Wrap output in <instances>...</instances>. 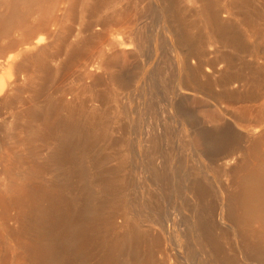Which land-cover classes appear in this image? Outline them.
Here are the masks:
<instances>
[{
  "label": "bare ground",
  "instance_id": "bare-ground-1",
  "mask_svg": "<svg viewBox=\"0 0 264 264\" xmlns=\"http://www.w3.org/2000/svg\"><path fill=\"white\" fill-rule=\"evenodd\" d=\"M47 1L52 0H0V7L3 8L0 9V39L4 38H2L4 42L0 44V69H5V64L10 65L14 73L8 74L9 78L18 81V84L12 86L11 94H4L5 97H1L0 102V121L6 125L5 129L3 125L2 128L0 127L2 129H0L2 132L0 133V176H2L0 177V264H7V246H10L11 250L8 264H167L163 261L164 258H161L162 255L168 261L171 257L166 249L162 250V241L159 240L161 237L155 235L149 237L151 235L149 227L153 228L156 221L148 223L145 213L143 215L146 220L144 219L143 223L138 221L139 217L134 209L138 210L143 205L139 204L140 207L138 205L137 209L133 200L134 205L129 203L131 200L128 202L130 196L126 194L125 185L131 182L125 179L128 177H125L127 174L123 171L130 163L129 155L123 151L124 149L115 148L114 143L117 141L113 140L115 142L112 144L110 137L112 130L115 129L111 130V125L114 121L115 123L116 120L119 121L118 117L122 115L119 102L117 103L119 107L115 103L118 93L122 97L121 92L123 88H128L126 86L131 76L124 77L123 71L122 75H116L114 71L117 68H114V71L112 70L114 73L108 75L104 81L103 77L97 74L101 72L107 75L112 67L119 66L115 64L120 60V48H123L127 54L141 56L145 44L144 37L148 32L135 20L141 15L143 9L140 11L139 7L144 2L143 0H65V3L67 2V5L64 3L65 7L61 5L62 3L60 5L63 7L59 5L60 13L63 8V14L57 16L53 13L51 3L55 5L54 11H58L56 7L60 0H55L58 1L57 3L49 2L50 5L45 3ZM149 1L152 2L158 15L159 27H157L164 35L167 48L180 63V69H177L178 78L173 87L175 100L181 101L185 95L193 93H205L211 98L226 102L219 107L224 114L229 115L228 117L231 116L228 112L231 110L227 104H245L242 112L248 114L249 121L250 105L257 107L262 114L258 118H261L259 121L255 118L254 124L252 122L249 124L247 117L238 112L240 117L236 118L235 115H238L232 112L235 119L230 117L232 120L226 121L229 126L231 122L241 126L248 140L245 148H241L235 140L220 138L221 141H215L211 135L214 133L209 134L207 130H204L207 133H203V130L200 132L203 133L201 139L206 151L202 154L197 153L198 159L204 157L205 162L202 163L205 169L213 173L214 179L217 175L223 176L231 185V190L227 183L229 190L226 186H221L222 183L218 188L220 204L217 208V220L225 225L224 227H218L213 219L216 213L212 205H208V184L205 186L200 182L201 179L199 181L196 177L200 169H191L186 176L183 173L185 177L181 175L183 181L180 186L178 181H174L176 180L174 176L170 181L171 179L169 180L163 171L154 169L155 167L149 171L152 185L156 190L164 193L171 185L169 182H172V185L173 181L178 182V185L172 188V191L170 187L169 191L176 197L184 193L183 195L190 200L183 202V208L188 213L186 220L184 219L186 234L183 232L185 234L182 242L185 249L182 252L183 262L192 264V260L196 259V264H264V91L259 85L252 90L246 91V89L245 92L235 91L234 86L236 89L248 88L246 78L250 74L246 78H242L244 73L242 76H237L241 75L247 66H244L245 69H240L242 70L240 74L235 75L236 72L233 71L234 54L247 53L255 61L264 58L261 55L263 49L261 51L259 47L261 32L248 28L249 24L252 27L256 22L264 21V17L258 16L259 10L256 12L258 15L250 14L248 9L250 4H253L249 2L251 0ZM188 4L193 9L187 8ZM47 6L52 7L50 11ZM34 8L35 11L38 9L40 17L30 15L32 11L34 13ZM253 10L255 11V8ZM27 15L31 16L28 19L33 16L37 19L34 24L31 23L32 29L33 26L37 29L34 31L37 32L36 36L26 35L32 38L30 43L33 51L30 52L26 51L29 50L27 47L30 44L27 45L26 42L29 38L20 41L26 38H22L25 27L27 30L31 27L25 18ZM65 17L71 19H68L69 21L78 17L79 22L76 24L78 26L73 27L74 21L71 22L74 25L71 23L63 25L62 21ZM21 19L23 22H19ZM53 21V27L49 28L51 27L49 23ZM18 23H21V26L22 23L25 25L24 28L22 27L24 29L22 32V28L16 26ZM13 25L21 28L18 30L22 35L17 33V36L21 37L19 40L17 36V38L12 37L13 32L10 31L17 29ZM235 25L245 26L244 36L243 31L238 27L240 34ZM12 27L14 28L11 29ZM27 32L29 33V30ZM27 32L25 34H28ZM151 32L153 31L151 30L148 36L155 46L157 38H154ZM246 39L249 41L248 45L244 42ZM146 40L149 41L148 37ZM23 43L24 48H19L16 54L8 53V51L11 53L12 49L16 51L14 48L17 46L23 47L21 46ZM5 51L8 53L6 56L3 55ZM58 59L59 64L56 62ZM239 60L241 61L240 58ZM53 61L54 66H52ZM157 66L155 70L159 72ZM5 72L3 70L4 75L1 79L7 80V70ZM19 73L21 75L18 80L15 77ZM257 76L256 79H260V76ZM87 79L90 80L89 83ZM153 82L151 80L148 84L150 89L156 88ZM169 82L167 81V84ZM250 82L254 83L251 80ZM3 86L1 85L0 92ZM211 88L215 90L218 88L219 93H213ZM120 89L123 90L118 92ZM231 89L234 91H230ZM148 98L150 100L149 96ZM110 102L114 103L113 106L117 109H121L116 114L114 112L115 115L113 111L117 109H110ZM109 105L110 110L107 108ZM149 105L152 110L156 109L152 104ZM111 110L114 116L109 114ZM175 110L177 111V107ZM124 135L128 136L126 133ZM152 137L147 138L145 144L150 146L151 153L155 154L157 137L154 136L156 139ZM160 138L162 139V136ZM159 146L161 147V143ZM167 157L169 158V155ZM232 163H235L234 167L229 168ZM145 196L147 201L143 204L151 210L154 209L157 215L159 204H156L155 197ZM10 220L13 221V226L10 225ZM144 221L148 224H144ZM159 229L164 232L163 226H159ZM177 255L180 257V254ZM177 255L173 257L175 263L172 264H181Z\"/></svg>",
  "mask_w": 264,
  "mask_h": 264
},
{
  "label": "rangeland",
  "instance_id": "rangeland-1",
  "mask_svg": "<svg viewBox=\"0 0 264 264\" xmlns=\"http://www.w3.org/2000/svg\"><path fill=\"white\" fill-rule=\"evenodd\" d=\"M52 1H54V2H56L55 0H52ZM51 1V2H52ZM59 1V0H58ZM57 1V2H58ZM61 1V2H60ZM58 3H57V7H56V9L58 8L59 10V13H58V11L56 12V11H54L55 10V5L53 6V2L51 3L50 1V3H51V5H52V7H53V13H56V15L57 14H59V15H62L63 14V8H62V13H60V8H59V5L61 4V5H63L64 7L67 5V2L65 3V0H60ZM147 1V2H146ZM252 1H255V3L254 2H252ZM48 2V1H47ZM45 2L46 4H49L50 5V3L48 2ZM142 2H144V3H141V5H140V7H139V9H140V11L142 10V13L140 12V14L141 15H139L138 17H136L137 19L135 20V22L137 23V21H138V24L140 23V24H142V26H144V28H145V30H147V36L146 37H144V45H143V48H145V49H143L142 48V54H141V56L139 57V56H136V54H127L126 52H124L123 51V48H120V50L121 51H119V58H120V60H118V63L117 64H115V65H119L118 67H112V69L110 70V72L108 71L107 73V75L105 74V73H101V72H97V74L98 75H100V76H102L101 78L103 79V81H104V79H106V77L108 76V75H110V74H113L114 72H115V74L116 75H122V71H123V75H124V77H129V75L131 76L128 80H129V84H130V86H129V84H128V86H126V87H128V88H123L122 90L124 91H122L121 89L118 91V92H121V96L122 97H120V93H118L119 94V96H118V99H117V102H115L116 103V106H117V103H118V105L120 106H117V107H119V108H122V110L121 109H117V107L116 106H113V104L114 103H111L110 102V105H111V108H110V105H109V107H107L108 108V110H110V109H113V108H116L117 110H115L114 109V111L113 110H111L110 111V113L109 114H111V112L113 111V114H114V112H115V114H116V112L117 111H119V110H121V113H122V115H120V118L118 117V120L119 121H117L116 120V123H115V121H114V123L111 125V130H112V128H115L114 130H112V135H110V137H112V144L115 142V141H117V143L115 142L114 143V147L115 148H117L118 150L119 149H121V150H123V151H125L126 153H127V155H129V162L131 163H129L128 164V167L130 168L132 165H134V166H132L130 169L132 170H130V169H127L126 168V170H124L123 171V173L124 174H127V176H125V177H128V178H125V179H129L130 180V182L131 183H126V185H125V190H126V194H129L128 196H130V197H128V202L129 203H132V205H134V203H135V206L134 207H137L139 204L143 207H140V205H139V207L141 208V209H143L142 210V213L140 212L141 211V209L139 208L138 209V207H137V209L138 210H136V209H134L135 210V213H136V215H137V217H139V218H137L138 219V221H140V222H142L145 218L146 219H148V220H146V221H148V223H151L152 221L154 222V221H156L155 222V224L156 225H153V228H151V227H149V230H150V236L149 237H154V235L157 237H161V239L159 238V240L160 241H162L161 242V247L163 248H161L162 250H164V249H166L167 250V253L168 254H170V257H171V259H170V261H168V259L166 258V257H164L163 255H162V257L161 258H164V262L165 263H167L168 264V262H170L171 264L172 263H175L174 262V259H173V257L174 256H176L177 254H180V257L177 255V259L181 262V264H185L184 262H183V257H184V253H182L185 249L183 248V246H182V242L184 241V237H183V235H185L186 234V230H185V225H184V219L186 220V215L188 214L186 211H185V209L183 208L184 207V204H183V202H185L186 203V201H188L189 199H187V197L185 196V195H183L184 193H181L182 195H183V197H182V195L180 194V197H176V196H174L173 195V193L172 192H170L169 191V188H170V190L172 189V188H174L175 186H177L178 185V182L180 183L178 186H180V185H182V181H183V179H182V176L181 175H183V173H185V176L187 175V172L189 171V170H199L200 169V173L198 174V176H196L197 177V179L200 181V179H201V183H203L205 186L207 185V189L209 190V197H208V205H212L211 207H213L212 209H213V211L216 213L215 215H214V217H213V219H214V221H215V223L218 225V227H220V228H222V227H224L225 225H222L218 220H217V212H218V206H219V204H220V195H219V191H218V188L220 187V184L222 183V185L221 186H223V187H225L226 186V189L227 190H229L228 189V187H227V185H229V187H230V190H231V185H230V183H228L229 181H227V180H225L226 178H224L223 176H220V175H215L216 176V178L214 179L212 176H214L213 175V173L211 172V171H209V170H207V169H205V167H204V164L202 163V161H204L205 162V159H204V157H202L201 156V158H199L198 159V157H197V153L198 154H202V153H205V151H204V149H205V147H204V143H203V141H202V134L203 133H205L206 131H204V130H207V132H209V134H211V133H214V134H211V135H215L214 137L212 136V138L215 140V141H219L220 140V138L223 140V139H227V140H235V141H237V143H238V145L241 147V148H245L246 146H247V144H248V140H246V137H245V134H244V132L242 131V129H241V126L240 125H234L232 122H231V124H232V126H231V124H230V126H229V124H228V122H226V121H229L230 122V120H232V119H235V117L237 118V117H240L238 114H237V112L239 113V114H242V115H245L246 117H247V119L249 118L248 117V114L246 113H244V112H242V110H244L243 108L245 107L243 104H227V105H229V107H230V109L229 110H231V111H228V112H230L231 113V116L230 117H232V119L230 118V117H228L229 115L228 114H224V112L220 109V107H219V105H222V103H223V105H224V103L226 104V102H224L222 99L221 100H217V99H214V98H211V97H209V96H207L205 93H193V94H189V95H185V97L181 100V101H176L175 100V98H174V89H173V87H174V84H175V81L177 80V78H178V75L177 74H179L178 72V70L180 69V63L178 62V61H176L175 60V57H174V55L173 54H171V52L169 51V49L167 48L168 46H167V42H166V40H165V38H164V35H163V33H162V31H161V29H159L158 27H159V22H158V15H157V13L155 12V9H154V7H153V5L151 4L152 2L151 1H149V0H143ZM249 2H251V3H253V4H255V5H253V4H250V9H248L249 10V12H250V14H256V15H258L256 12H258V10H259V15L258 16H261V17H264V0H251V1H249ZM66 5H65V4ZM148 3H149V6H148ZM260 3V4H259ZM45 4V5H46ZM55 4V3H54ZM145 4V5H144ZM147 4V5H146ZM257 4H258V6H257ZM60 5V7H63V6H61ZM260 5V6H259ZM119 6V5H118ZM192 6V5H191ZM254 6V7H253ZM48 7V11H50V8H52V7H50L49 8V6H47ZM146 7H148V9L146 8ZM151 9H150V8ZM251 7H253V9L255 8V11L251 8ZM257 7V8H256ZM263 7V8H262ZM187 8H192V7H190V4H188V6H187ZM0 9L2 10L3 8H1L0 7ZM35 9L36 8H34V13H33V11H32V13H31V11H29V13H31L30 15H36L35 17L36 18H38V17H40L39 15H40V12L38 11V9L36 10V11H38L39 12V14H38V12L36 13V11H35ZM150 9V10H149ZM193 9V8H192ZM262 12V14H261V12ZM155 12V13H154ZM253 12V13H252ZM145 13V14H144ZM26 16L25 18L27 19V21H29L28 23H30V26H31V23H33L34 24V22H35V20H37L36 18H34V16L32 17V18H29L28 19V17H31V16ZM55 15V14H54ZM59 15H57V16H59ZM143 15H144V17H143ZM252 17H253V15H251ZM56 17V16H55ZM141 17V18H140ZM34 18V19H33ZM67 17H65V18H63V21H62V24L63 25H67V24H69L70 25V23L71 22H75L74 24L73 23H71L72 25H74L73 27L74 28H76L77 26H76V24L79 22L78 20H77V18L78 17H75L76 18V20H72V21H69V20H71V19H69V18H67ZM139 18V19H138ZM25 19V20H26ZM69 19V20H68ZM142 19H144V20H142ZM146 19H148V20H146ZM24 20V19H23ZM142 22H141V21ZM22 21V19L19 21V22H21ZM27 21H25V22H27ZM148 21V22H147ZM23 22V21H22ZM24 22V23H25ZM50 22H52V21H50ZM152 22V23H151ZM261 22H263V23H261ZM24 23H22V26H21V23H18V25L16 24V26L17 27H23V25H24ZM65 23V24H64ZM151 23V24H150ZM158 23V24H157ZM32 24V25H33ZM25 25H27L26 23H25ZM24 25V26H25ZM29 25V24H28ZM51 25V27H49V28H52L53 27V25H54V21H53V23H49V26ZM14 26V25H13ZM16 26H14L15 28H17ZM30 26H28V27H30ZM133 26V25H132ZM158 26V27H157ZM249 27V29L251 28V30H256V31H258V32H261L260 34H261V37H260V41H261V45H260V41H259V47H260V49H261V51H262V49H263V54H262V52H261V55H263L262 57H264V21L263 20H261V21H259V23H257L256 22V24H254V25H252V27H251V25L249 24L248 25ZM257 26H261V27H257ZM14 27H12L11 29H13ZM55 27V26H54ZM133 27H135V26H133ZM156 27V28H155ZM235 27H237V30H238V32L240 33L241 31H243L242 32V34H243V36L245 35V32L244 31H246V28H245V26H236L235 25ZM238 27H239V29H241V31H239V29H238ZM257 29H256V28ZM21 28H17V29H14V31H10V32H13L12 33V37H14V38H17L18 36H17V33H18V35H22V33H23V37L22 38H25V39H20L19 37H18V40L20 39V41L22 42L23 40L25 41V40H28V38H29V41H26V42H28L27 43V45L28 44H30V45H28L29 47H27V49H29V50H26L27 52L29 51H33L32 50V44L30 43V41H31V39H30V37H28V36H36L35 34H37V32H34V31H36L37 29L35 28L34 29V26H33V29H32V26L28 29L29 30V33L27 32L28 30H27V27H25V31L24 32H22V30H24L23 28L21 29ZM148 28V29H147ZM18 29H21V32H19V30ZM153 31V32H151V35H153V37L154 38H157V41H156V43H155V46H153V44L151 43L152 41H150V38H149V36H148V34H150V31L151 30ZM243 29V30H242ZM31 30H33V31H31ZM28 33V34H25V33ZM30 32H33L32 34H30ZM263 32V33H262ZM20 33V34H19ZM241 34V33H240ZM26 35H28V36H26ZM161 35H162V38H163V40H162V38H160L161 37ZM10 36V34L8 35V37ZM17 36V37H16ZM147 37H148V40L149 41H147L146 39H147ZM3 38V37H2ZM0 39V44L2 45V43L4 42L3 41V39ZM35 38V37H34ZM33 38V39H34ZM244 39H245V37H244ZM160 40V41H159ZM263 40V41H262ZM6 41V40H5ZM26 42H24L25 43V45H26ZM244 42H246V44L248 45L249 44V41H247V39H246V41H244ZM24 43L21 45V46H23V47H18V49H17V47L16 48H14V50L16 49V51H13V49H12V51H11V53H10V51H8V53L9 54H16L17 52H18V50H19V48H24ZM160 43H162V44H160ZM151 44V45H150ZM262 46V47H261ZM31 49V50H30ZM123 51V52H122ZM144 51V52H143ZM168 53H166V52ZM7 51H5L4 53H3V55L4 56H6L7 54ZM162 54H164V55H162ZM3 56V58H5ZM166 56V57H165ZM161 57V58H160ZM164 57V58H163ZM168 58V59H167ZM238 58V60H236V59ZM239 58L241 59V61L239 60ZM122 59V60H121ZM164 61H162V60ZM233 59L237 62H235L234 61V63H233V67H234V69H233V71H235L236 72V74H235V72L233 73V74H235V75H237V74H240V72L242 71V70H240V69H245V67L247 66V68L245 69V70H243L242 72H241V75H237V76H242L243 74L242 73H244V75L242 76V78H246L247 76H248V74H250V76H248L247 78H246V80L248 81V88H240V89H236V86H234V90L236 91H238L239 92V90H240V92H245V90L246 91H248V89L249 90H252V89H254V88H256V86L258 87V85L260 86V88L262 89V91H264V85H263V83H264V58H261L260 60H258V61H255L249 54H247V53H239V54H234V57H233ZM262 59H263V62H262ZM160 60H161V62H160ZM173 60V61H172ZM120 61V62H119ZM241 63V65H240V63ZM56 62H57V64H59V59H58V61L56 60ZM178 62V63H177ZM53 63H55L54 61L52 62V64ZM161 63V64H160ZM162 63H166V64H163L162 65ZM170 63V64H169ZM245 63V64H244ZM237 64V65H236ZM241 66V68H240V66ZM114 65V66H115ZM157 65H159V66H157ZM169 65V66H168ZM171 65V66H170ZM173 65V66H172ZM235 65V66H234ZM254 65V66H253ZM5 66V69H3V68H1L0 69V79L2 78V76L4 75V73H6L5 72V70H7V80H4V79H1L0 80V87H1V85L3 86V83H4V86H3V88H1V91L2 92H0V102L2 101V98L1 97H5L4 96V94L5 95H9V94H11V92H12V86L14 85V84H18L17 82V80H15L16 81V83H15V81H13L11 78H9V75L8 74H10V73H12L13 72V68L12 67H10V65L8 66V64H5L4 65ZM3 66V67H4ZM52 66H54V64L52 65ZM157 66V70L159 71V72H157L155 69V67ZM164 66V67H163ZM237 66V67H236ZM238 66H239V68H238ZM245 66V67H244ZM262 66V67H261ZM126 67V68H125ZM179 67V68H178ZM257 67L259 68V69H257ZM114 68H117V69H115L116 71H114ZM121 68V69H120ZM123 68V69H122ZM128 68V69H127ZM154 68V69H153ZM160 68L161 69H163V70H165V68H167V70H165L164 72H163V74H162V71L163 70H160ZM169 68V69H168ZM174 68V69H173ZM12 71H11V70ZM119 69V70H118ZM173 71H172V70ZM178 69V70H177ZM240 71H239V70ZM251 70L252 72H253V75H251L252 74V72L251 71H248V70ZM3 70H4V73H2L3 72ZM9 70H10V72H9ZM112 70L114 71L113 73H112ZM118 70V71H117ZM130 70V71H129ZM153 70H155L154 72H152ZM239 71V73L237 72V71ZM246 70H247V72H246ZM259 70H261V71H259ZM263 70V71H262ZM134 71V72H133ZM160 71H161V73H160ZM223 71V70H222ZM119 72H121V74L119 73ZM170 72H171V74H170ZM173 72H174V74H173ZM249 72H251V73H249ZM14 73V72H13ZM101 73V74H100ZM119 73V74H118ZM124 73H126V75L124 74ZM155 73H160V74H155ZM167 73V74H166ZM128 74V75H127ZM134 74V75H133ZM149 74V75H148ZM164 74H165V76H164ZM224 73H222V75H223ZM247 74V75H246ZM257 74H258V76H257ZM20 73H19V75L18 74H16V76L17 77H15L16 79H20ZM104 75V76H103ZM106 75V76H105ZM158 75H159V77H158ZM162 75V76H161ZM169 75H171V77L169 78ZM177 75V77H175V76ZM220 76L219 77H221V74H219ZM133 76V77H132ZM152 76V77H151ZM156 76V77H155ZM256 76L257 77H259L260 79H256ZM135 77V78H134ZM158 77V78H157ZM163 77V78H162ZM165 77V78H164ZM167 77V78H166ZM223 77H224V75H223ZM251 77H253L254 78V80H252L253 78H251ZM172 78V79H171ZM89 79V78H88ZM86 80L87 81V83H89L88 81H90V80ZM133 79H135L134 81H132ZM154 79V80H153ZM162 79H164V80H162ZM166 79V80H165ZM169 79V80H168ZM170 79L172 80V81H170ZM2 80H4L3 81V83H1L2 82ZM151 80L152 81H154L153 83L156 85H154V87H156L155 89L154 88H149L148 86V84L151 82ZM164 82H162V81ZM250 80L251 81H253L254 83H252V82H250ZM259 80V81H258ZM263 80V81H262ZM7 83H6V82ZM21 81V80H20ZM159 81V82H158ZM167 81L169 82L168 84H167ZM174 81V82H173ZM14 82V83H13ZM133 83V84H131V83ZM255 82H256V84H255ZM258 82V83H257ZM260 82V83H259ZM262 83V84H261ZM163 84H165V85H163ZM166 84H167V86H166ZM171 84V85H170ZM251 84V85H250ZM6 85V86H5ZM132 85V86H131ZM160 85V86H159ZM250 85V86H249ZM255 85V86H254ZM263 85V86H262ZM147 86V87H146ZM164 86V87H163ZM165 86H166V88H165ZM169 86V87H168ZM262 86V87H261ZM247 87V86H246ZM148 88H149V90H148ZM170 88V89H169ZM162 89V90H161ZM168 91H170V92H168ZM212 90V92L213 93H219V89L218 88H216V90H215V88H211ZM217 89H218V91H217ZM233 89H231L230 91H234ZM5 90V91H4ZM10 90V91H9ZM152 90V91H151ZM161 90V91H160ZM167 91V93H165V91ZM148 91H149V93H148ZM228 91V89L226 90V92ZM123 93V94H122ZM150 93H151V95H150ZM229 93V92H228ZM147 94V95H146ZM154 94V95H153ZM202 94V95H201ZM144 95V96H143ZM166 95V96H165ZM214 95V94H213ZM68 96H70L69 94H68ZM148 96L150 97V100H149V98H148ZM148 98V100L150 101V102H148V100H146L147 98ZM165 97H168V98H164ZM206 97V98H205ZM121 98V99H120ZM215 101H214V100ZM162 100V101H161ZM167 100V101H166ZM146 101V102H145ZM183 101V102H182ZM148 102V103H147ZM152 102V103H151ZM168 102V103H167ZM217 102H218V105H217ZM143 103V104H142ZM145 103V104H144ZM147 103V104H146ZM149 103L150 104H152L153 106H155V107H153V108H156V109H153L152 110V108H151V105H149ZM154 103V104H153ZM181 103V104H180ZM184 103V104H183ZM220 103V104H219ZM160 104V105H159ZM145 105V106H144ZM231 105V106H230ZM122 106V107H121ZM147 106H149L150 108H151V111L149 110L150 108L149 107H147ZM158 106H160V107H158ZM177 107V111L175 110V108ZM233 106V107H232ZM236 106V107H235ZM253 105H250L249 107L251 108H249L248 109V112H249V115H250V121H249V119H248V123L250 124V122H252L253 124L256 122V121H254L255 120V118H257L256 120H260V119H258L259 118V116L260 115H262L259 111H258V109H257V107H252ZM143 107H144V109H143ZM243 107V108H242ZM110 108V109H109ZM146 108V109H145ZM149 108V109H148ZM187 108V109H186ZM238 108V109H237ZM242 108V109H241ZM124 109V110H123ZM148 109V110H147ZM162 109V110H161ZM235 111H234V110ZM238 111H237V110ZM143 110V111H142ZM164 110V111H163ZM233 110V111H232ZM239 110H240V112H239ZM250 110V111H249ZM254 110V111H253ZM141 111H142V113H143V115H142V113H141ZM149 111V112H148ZM156 111V113H154ZM166 111V112H165ZM176 111V112H175ZM182 111H183V113H182ZM255 111H256V113H255ZM109 112V111H108ZM124 112H126L125 114H124ZM146 112H148L147 114H146ZM150 112H152V113H150ZM223 112V113H222ZM232 112H234V114H237L238 116H236L235 115V117L234 116H232ZM247 112V111H246ZM253 112H254V114H253ZM120 113V112H119ZM119 113H117V114H119ZM120 113V114H121ZM136 113H137V115H136ZM145 113V114H144ZM154 113V114H153ZM177 113V114H176ZM114 114V115H115ZM150 114H152L153 116H151ZM165 114V115H164ZM253 114V115H252ZM255 114H257V115H255ZM112 115V114H111ZM110 115V116H111ZM114 115H112V116H114ZM148 115H150L151 117H152V120H151V117L150 116H148ZM157 115V116H156ZM164 115V116H163ZM179 115V116H178ZM185 115V117H183ZM228 115V116H227ZM241 115V116H242ZM255 115V116H254ZM109 116V117H110ZM141 118H140V117ZM156 116V117H155ZM169 116V117H168ZM116 117V116H115ZM181 117V118H180ZM188 117V118H187ZM251 117H253V119L251 118ZM261 117V116H260ZM139 118H140V120H139ZM146 118V119H145ZM154 118H155V120H154ZM184 118H186V119H184ZM197 118V119H196ZM145 119V120H144ZM160 119V120H159ZM239 119V118H238ZM149 120H151V121H149ZM184 120H186V122L184 121ZM190 122H189V121ZM136 121V122H135ZM148 121V122H147ZM153 121V122H152ZM194 123V124H196L197 122H199L198 124H196V125H194L192 122ZM118 122V123H117ZM151 122V123H150ZM188 122V123H187ZM201 122V123H200ZM147 123V124H146ZM155 123V124H154ZM156 123H158V125L156 124ZM190 123H192V125L190 124ZM251 123V124H252ZM149 124V125H148ZM153 124V125H152ZM2 123H1V121H0V127L2 128ZM145 125V126H144ZM204 125V126H203ZM6 125H3V129H5L6 127H5ZM112 126H114V127H112ZM151 128H150V127ZM154 126V127H153ZM194 127V128H192V127ZM196 126H198L197 128H196ZM200 126V127H199ZM202 126H203V128H202ZM252 126V125H251ZM5 127V128H4ZM127 129H126V128ZM206 129H205V128ZM0 128V129H1ZM8 128V127H7ZM128 128H129V130H128ZM148 128H150V129H148ZM153 128H156L157 130L155 131V129H153ZM163 128V129H162ZM237 128V129H236ZM137 129V130H136ZM199 129H200V131H199ZM2 130V129H1ZM1 130H0V133H2L1 132ZM110 130V131H111ZM127 132H126V131ZM149 130H150V132H149ZM153 130V131H152ZM165 130H167V132L165 131ZM196 130V131H195ZM202 130H203V133H201L200 134V132H202ZM208 130H210V131H208ZM223 130V131H222ZM148 133H147V132ZM154 131L156 132L155 133V135H154ZM220 131H221V133H220ZM114 132V133H113ZM164 132V133H163ZM206 132V133H207ZM128 134V136L127 135H124V134ZM158 133H160V134H158ZM166 133V134H165ZM243 133V134H242ZM113 134H114V136H113ZM146 134V135H145ZM148 134H150L149 136H148ZM152 134V135H151ZM157 134V135H156ZM174 134V135H173ZM198 134H200V136L198 135ZM220 134V135H219ZM126 136L127 138H125L124 136ZM205 135V134H204ZM217 135H218V137H217ZM224 135V136H223ZM122 136H123V138L124 139H122ZM154 137V136H156L157 137V139H156V137H154L156 140H157V147H156V153L155 154H152L151 153V148H150V146H146L147 144H145L146 143V139L147 138H151V137ZM158 136H162V139L159 137L158 138ZM109 137V138H110ZM152 137V138H153ZM184 137V138H183ZM237 137V138H236ZM245 137V138H244ZM117 138H118V140H117ZM166 138H167V142H166ZM180 138H182V139H180ZM219 138V139H218ZM160 139V140H159ZM169 139V140H168ZM180 139V140H179ZM110 140H111V138H110ZM113 140H115V141H113ZM122 140V141H121ZM145 140V141H144ZM148 140V139H147ZM159 140V141H158ZM162 141V142H161ZM163 141H165V142H163ZM183 142V143H181V142ZM221 141V140H220ZM127 142V143H126ZM161 143V147L159 146L160 145V143ZM181 143V144H180ZM116 144H118V145H116ZM163 144V145H162ZM183 145V146H182ZM186 145V146H185ZM144 146H145V148H144ZM169 146V147H168ZM181 146V147H180ZM184 146H185V148H184ZM188 146V147H187ZM150 149H149V148ZM168 147V148H167ZM180 147V148H179ZM199 147V149H197V148ZM159 150H158V149ZM163 148H165V150L163 149ZM190 148V149H189ZM144 149H146V151L144 150ZM161 149V150H160ZM163 149V150H162ZM167 149H168V152H166L167 151ZM172 149V150H171ZM196 149V150H195ZM201 149V150H200ZM185 150V151H184ZM148 151V152H147ZM159 151V152H158ZM181 151V152H180ZM158 152V153H157ZM163 152H165V153H163ZM171 152H173V153H171ZM201 152V153H200ZM132 153V154H131ZM145 153H146V155H145ZM150 153V154H149ZM164 155H163V154ZM167 153H170V154H168L169 155V158L167 157L168 155H167ZM193 153L195 154L194 156H193ZM145 156H144V155ZM152 154V155H151ZM178 154H179V156H178ZM150 155V156H149ZM155 155V157H153ZM163 155V156H162ZM167 155V156H166ZM182 155V156H181ZM144 156V157H143ZM181 156V157H180ZM145 157H146V159H145ZM158 157V158H157ZM163 157V158H162ZM189 157V158H188ZM195 157H196V159H195ZM152 158V159H151ZM203 158V159H202ZM145 159V160H144ZM150 159V160H149ZM183 159V160H182ZM201 159V160H200ZM158 160V161H157ZM165 160H168V161H165ZM181 160H182V162H181ZM190 160V161H189ZM179 161V162H178ZM144 162V163H143ZM150 162V163H149ZM169 163V164H168ZM196 163V164H195ZM150 164L152 165V166H150ZM189 164V165H188ZM234 164L235 163H232L231 164V166H229V168H233L234 167ZM157 166V167H156ZM155 167V168H154ZM163 167H164V169H163ZM173 167V168H172ZM176 167H178L179 169V171L177 170V168ZM140 168H141V170H140ZM151 168H154V169H156L157 168V170H160L161 172L163 171L165 174H166V176L169 178V180L170 181H172V176H174L175 178H176V180H174V181H178V182H174L173 181V185H172V182H169V184H171L170 185V187L169 188H167V190L163 193V191L161 192V191H158V190H156L154 187H153V185H152V180H151V176L149 175V171L151 170ZM160 168V169H159ZM188 168H190V169H188ZM174 169H175V171H174ZM142 170H145V171H142ZM182 170V171H181ZM181 171V172H180ZM173 172V173H172ZM190 172V171H189ZM122 173V174H123ZM128 173H130L129 175H128ZM141 173V174H140ZM133 176H132V175ZM171 174H173V175H171ZM206 174V175H205ZM189 175V174H188ZM184 175H183V177H185ZM0 177H2V176H0ZM131 177H133V178H131ZM141 177V178H140ZM193 177V176H192ZM199 177V178H198ZM131 178V179H130ZM210 180H209V179ZM203 179H205V180H203ZM222 179V180H221ZM129 180L127 181L126 180V182H129ZM209 180V181H208ZM143 181V182H142ZM211 181V183H208V182H210ZM217 181H219V183H217ZM226 181V182H225ZM135 182V183H134ZM205 182V183H204ZM151 183V184H150ZM226 183H227V185H226ZM133 184V185H132ZM128 185V186H127ZM143 185V186H142ZM211 185V186H210ZM219 185V186H218ZM130 186V188L128 189V187ZM169 186V185H168ZM167 186V187H168ZM208 186H209V188H208ZM145 188V189H144ZM130 191H128V190ZM131 189V190H130ZM139 189V190H138ZM147 190V191H144V190ZM168 191H169V193H168ZM172 191V190H171ZM211 191V192H210ZM129 192V193H128ZM147 192V193H146ZM149 192H150V194H149ZM144 193H146V194H144ZM166 193V194H165ZM131 194V195H130ZM144 194V195H143ZM152 194V195H151ZM145 195H149L150 197L151 196H153V198L155 197V201H156V204L158 203L159 205L161 204V206H159V205H157V215L155 214V210L153 209V210H151V208L149 209V207H146L143 203H145L146 201H147V196H145ZM172 195V196H171ZM169 196V197H168ZM171 196V197H170ZM213 196V197H212ZM135 197H137V199L135 198ZM143 197H144V199H143ZM126 199H127V197H126ZM132 200H133V202H132ZM143 200V201H142ZM210 200H211V202H210ZM137 201H140V202H137ZM188 202H190V200L188 201ZM188 202H187V204H188ZM138 203V204H137ZM209 203H212V204H209ZM137 204V205H136ZM152 204V203H151ZM218 204V205H217ZM214 205V206H213ZM159 206V207H158ZM162 207V208H161ZM144 208H146V209H144ZM145 210H147V212H145ZM136 211H138L139 213H141V214H139L138 212H136ZM150 212V213H149ZM143 213H145L144 215H145V218H144V215H143ZM161 213V214H160ZM141 215H143V216H141ZM149 215V217H146V216H148ZM151 215V216H150ZM153 215V216H152ZM157 217V218H155V217ZM178 216V217H177ZM150 217H152L151 219H153V220H151L150 219ZM155 218V220H154V218ZM120 219V218H119ZM119 219H117V221H120ZM151 221V222H150ZM152 222V223H153ZM9 223H11L10 225L11 226H13L12 224H13V221L12 220H10V222ZM143 223V222H142ZM148 223H145V221H144V224H148ZM161 223H162V225H161ZM165 225H164V224ZM157 225H158V227H157ZM159 226H163V230H164V232L163 231H159L160 229H159ZM12 228V227H11ZM155 228V229H154ZM158 228V229H157ZM148 230V231H149ZM166 230V231H165ZM185 230V231H184ZM158 231V232H157ZM185 234H184V233ZM149 233V232H148ZM156 233L158 234V235H156ZM161 233V234H160ZM153 234V235H152ZM151 237V238H152ZM228 243L230 242V241H227ZM164 244V245H163ZM8 245V244H7ZM1 246V245H0ZM8 250H9V252H8ZM162 250H160V251H162ZM11 250H10V246H7V259L10 261V252ZM9 253V254H8ZM158 254H160V253H157V255ZM172 255V256H171ZM183 256V257H182ZM7 260V264L9 263V261ZM167 260V261H166ZM196 259H193L192 260V264H196V262H197V260L195 261Z\"/></svg>",
  "mask_w": 264,
  "mask_h": 264
}]
</instances>
